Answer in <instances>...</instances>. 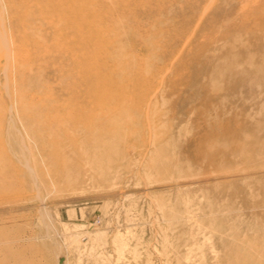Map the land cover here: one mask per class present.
Here are the masks:
<instances>
[{
  "label": "rangeland",
  "instance_id": "374dc122",
  "mask_svg": "<svg viewBox=\"0 0 264 264\" xmlns=\"http://www.w3.org/2000/svg\"><path fill=\"white\" fill-rule=\"evenodd\" d=\"M0 264H264V0H0Z\"/></svg>",
  "mask_w": 264,
  "mask_h": 264
},
{
  "label": "bare ground",
  "instance_id": "6f19581e",
  "mask_svg": "<svg viewBox=\"0 0 264 264\" xmlns=\"http://www.w3.org/2000/svg\"><path fill=\"white\" fill-rule=\"evenodd\" d=\"M207 127L208 128L199 142L200 151L196 152V157L197 155H201L209 161L226 157L228 152L225 150H221L217 147L215 151L212 152L211 148L212 146L214 148L219 142L225 143L230 140H234L235 142L238 141L240 139V134L236 130V125L232 120L227 119L223 123L213 120Z\"/></svg>",
  "mask_w": 264,
  "mask_h": 264
}]
</instances>
